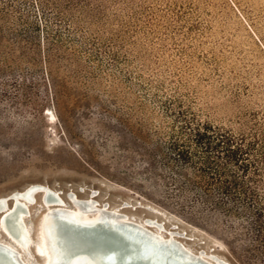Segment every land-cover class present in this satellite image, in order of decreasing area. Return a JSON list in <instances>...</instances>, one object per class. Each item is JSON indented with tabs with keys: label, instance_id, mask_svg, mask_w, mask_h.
<instances>
[{
	"label": "rangeland",
	"instance_id": "obj_1",
	"mask_svg": "<svg viewBox=\"0 0 264 264\" xmlns=\"http://www.w3.org/2000/svg\"><path fill=\"white\" fill-rule=\"evenodd\" d=\"M14 6L21 11L0 19V197L32 184L69 206L73 192L94 195L98 204L127 207L138 222L177 230L194 252L264 264V240L252 227L233 229L224 212L192 209L195 197L182 204L171 172L160 169L178 111L235 128L244 111L264 112V0H108L106 21L57 26L74 52L62 66L44 63L40 47L13 45L22 31L45 32L51 16L40 0ZM147 153L165 180L142 178L151 177L152 167H142ZM44 209L26 219L36 243ZM0 240L8 241L1 233Z\"/></svg>",
	"mask_w": 264,
	"mask_h": 264
},
{
	"label": "trees",
	"instance_id": "obj_2",
	"mask_svg": "<svg viewBox=\"0 0 264 264\" xmlns=\"http://www.w3.org/2000/svg\"><path fill=\"white\" fill-rule=\"evenodd\" d=\"M15 1L0 0V19L10 9L16 13L21 11L18 12L14 6ZM107 1L40 0L43 12L51 14L50 19L45 16L48 18L44 19L45 32L41 33V25L35 27L36 35L22 31L16 35L13 45L26 43L34 48L40 47L44 63L50 66L51 63H61V66L62 63H71L74 56L72 43L65 39L57 26L70 30L88 21H106L111 11ZM59 95L61 97V91L54 92L56 102ZM169 111L172 112L171 109ZM175 118L178 126L171 128L166 135L164 144L168 154L160 169L166 168L171 172L170 178L178 189L179 200L188 204V199L195 197L192 209L207 206L215 212H224V216L230 218L231 228L249 225L264 240V112L244 111L233 122L236 128L202 121L183 110L178 111ZM144 143L150 144L148 141ZM155 146L161 152L159 144ZM146 149L142 147V150ZM141 156L148 158L142 162V167H152L150 179L147 174L142 178L150 183L165 180L153 164L155 157L149 153Z\"/></svg>",
	"mask_w": 264,
	"mask_h": 264
},
{
	"label": "bare ground",
	"instance_id": "obj_3",
	"mask_svg": "<svg viewBox=\"0 0 264 264\" xmlns=\"http://www.w3.org/2000/svg\"><path fill=\"white\" fill-rule=\"evenodd\" d=\"M47 115L54 123L53 111ZM73 193L67 197L70 206L61 194L42 184L0 197V233L8 240H0V252L9 255L14 264H33L28 256L41 257L44 264H115V259L117 264H229L204 251L194 252L177 238L181 237L177 230L164 231L159 221L138 222L124 212L127 207L111 208L98 204L94 195L82 199ZM35 207L45 208L37 243L26 221ZM66 227L116 233L135 249L127 250L117 242L83 240L71 236ZM120 252H125L124 258L118 257Z\"/></svg>",
	"mask_w": 264,
	"mask_h": 264
},
{
	"label": "water",
	"instance_id": "obj_4",
	"mask_svg": "<svg viewBox=\"0 0 264 264\" xmlns=\"http://www.w3.org/2000/svg\"><path fill=\"white\" fill-rule=\"evenodd\" d=\"M59 226H61V228H65L62 224ZM67 229H68L69 234H71V236L72 235L73 236L79 235V236H82L81 239L89 240L93 243L101 244V243H106V242H117V243H120L121 245H123L124 248L127 250L135 249V246L131 243V241L123 239L121 236L117 235L116 233H112V232L94 233L91 231H81V230L76 229V228H67ZM116 256H117V254H116ZM118 257L124 258L125 252L118 253ZM115 261H116L115 264H117L118 259H115ZM129 262L130 261H128L127 263H123V264H130ZM0 264H14V263L12 262L9 255L5 254L4 252L3 253L0 252Z\"/></svg>",
	"mask_w": 264,
	"mask_h": 264
}]
</instances>
